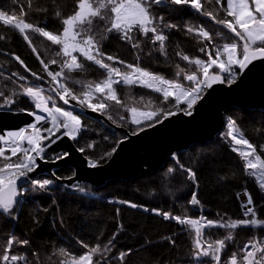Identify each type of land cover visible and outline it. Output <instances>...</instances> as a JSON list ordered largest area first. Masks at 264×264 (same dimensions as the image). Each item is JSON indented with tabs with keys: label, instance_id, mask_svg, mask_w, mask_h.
I'll return each mask as SVG.
<instances>
[{
	"label": "trees",
	"instance_id": "16d2710c",
	"mask_svg": "<svg viewBox=\"0 0 264 264\" xmlns=\"http://www.w3.org/2000/svg\"><path fill=\"white\" fill-rule=\"evenodd\" d=\"M204 2L205 0H201V3ZM29 3L31 8L28 6ZM223 3L226 5V0H223ZM76 4L77 0H0V10H6L9 14L15 13L17 19H20V8L23 6L27 15L22 18L26 22L55 33L62 29V19L74 13ZM205 8L212 11L218 19L225 18L224 9L217 5L215 0H212L210 4H205ZM56 11L61 12V17L55 16ZM153 12L157 16H162L165 22L179 26V30L164 28L165 34L169 36L168 41L165 42L166 56L157 50L158 44H151L143 36H138L135 30L132 35L138 39L140 47L133 48L130 42L119 39L116 32L106 33L105 26L108 22L95 18L92 33L97 39L105 34L108 36L107 40L102 41L101 51L126 63L139 64L149 72L163 75L165 79H178L187 86L190 82L184 80L183 73L176 77L177 65L188 73L198 72V69L195 65L182 60L176 53L181 52L191 59H207L205 54L199 50L201 46L207 45L212 48L214 44L222 48L223 44L234 38L229 31L219 27L211 19L202 17L190 7L177 10L176 6L160 5L154 6ZM227 18L231 19V17ZM189 25H203L218 35H214L212 43L208 41L201 43L195 33L186 31ZM26 32L45 63L51 59L58 61L61 59L55 55L60 48L59 45L52 44L36 32L30 30ZM0 34L4 36V39H0V91H3L5 95L13 91L20 93V85L44 89V80H47L46 73L24 36L18 30L3 25L2 22H0ZM133 42H136V39ZM149 52L151 55L148 54ZM76 55L79 56L78 53ZM14 56H19L31 72L37 73L43 79L37 80L30 72L25 71L24 67L13 58ZM80 61L84 64L82 71L66 72V75L70 77L68 86L77 95L86 90L87 83H97L106 78L105 69L83 57H80ZM105 63L120 67L121 71H129L124 65L113 64L108 60H105ZM49 70L58 71L59 67L50 65ZM212 71L216 69L213 68ZM13 73H19L27 79L21 81L12 76ZM237 74L236 79L239 77V70ZM114 87L127 107L134 106L141 111L160 107L176 111L172 106V98L165 103L160 93L146 87L123 84L114 85ZM205 92L206 89L203 95ZM44 95L52 96L57 107L66 109L55 93L48 92ZM96 95L99 96V94ZM149 101L152 103L149 104ZM109 103L111 107L103 116L109 120L107 116L111 115L116 121L114 123L113 120H109L111 124L125 128L131 133L136 125L130 123V114L125 111L124 107L115 105L114 102ZM50 104L52 105L51 102ZM74 104L81 108L76 101ZM180 107L183 108L184 105ZM21 108L25 109L23 111L25 113L34 110L29 97L18 95L15 104H12L10 108L4 107L0 110L21 112ZM83 110L88 111L89 109L84 108ZM74 114L82 118V130L78 140L74 142L78 149L81 147L86 149L85 156L98 159L105 152L110 151L117 141L126 136L114 131L102 121L79 112H74ZM226 115L225 131L214 143L194 146L190 151L176 155L180 164L191 168L196 173L195 183L188 179V174L179 168L176 160L169 161L160 171L133 180H113L102 188L79 186L85 188L86 193L79 192L75 187L68 189L60 186L55 181L45 189H39L28 183L22 190L23 195L19 197V204L16 205L15 218L0 213V244L11 236H15L18 240L27 239L30 241L28 246L23 248L14 246V250L28 253L30 259H34L31 257V252H37L40 264H59V257L48 259L53 251L64 248L79 253L85 251L81 247V242L90 246L98 242L104 244L115 234L114 247L107 254L110 264H196L192 257L194 233L189 231L187 225L178 224L171 219L165 220L163 215L155 214L152 209L158 208L162 212L186 215L193 219L199 216H207L209 219L218 221L221 218L224 221L242 219L241 200L237 199V194L239 193L242 197L244 190L247 189L253 197L258 218H264V191H261L254 180L245 174L243 161L231 151L233 142L227 134L230 122L235 121L239 131L250 142L257 145L259 152V146L264 144V114L250 110L231 109ZM120 116H124L125 120H120ZM89 144H93L94 149H88ZM109 160H101V166ZM168 168L177 170L166 175ZM71 174L72 169L70 168H62L56 172L57 177H63L60 180H67ZM45 179L51 178L41 177L38 180L43 182ZM193 192L197 193V198L201 201L200 207L187 203ZM130 204L142 207L133 208ZM145 209L148 210L145 211ZM204 231L206 234L212 233L210 239L223 238L228 231H232L233 240L227 242L226 252L228 254L238 251L253 236L259 238L264 234L263 228L255 226L238 227L234 230L207 228ZM166 237L171 238L175 243H171ZM121 252H130L123 262L118 259Z\"/></svg>",
	"mask_w": 264,
	"mask_h": 264
},
{
	"label": "snow or ice",
	"instance_id": "6c2138e0",
	"mask_svg": "<svg viewBox=\"0 0 264 264\" xmlns=\"http://www.w3.org/2000/svg\"><path fill=\"white\" fill-rule=\"evenodd\" d=\"M211 2L212 0H205L204 3H201V0H77L76 10L70 16L62 19L63 27L55 33L46 30L44 27L26 22L22 18L27 15L23 6L20 8V19H17L15 13L9 14L6 10H0V22L18 30L24 36L32 52L36 53L37 59L43 66V71L51 78L49 81L51 84L50 91L54 92L65 105H68L70 100L76 101L81 109L87 108L103 115L111 107L109 102H114L115 105L124 107L125 111L130 114V123L136 125L130 135L137 136L148 128H155L158 124H163L164 120L176 115L177 112L191 116L194 106L203 99V92L206 88L212 87L214 83L223 84L227 82L231 85L236 81L238 70L242 71L253 61L264 60V0H226V5L223 0H215V3L225 11V18L223 19H218L212 11L205 8V4ZM160 5L176 6L177 10L190 7L214 23L222 25L233 34L234 38L223 44L222 48H218L214 44L212 48L207 45L201 46L199 50L205 54L207 59H191L181 52L176 53L182 60L195 65L198 69V72L188 73L177 65L176 77L183 73L184 80L190 82L187 86L178 79H165L163 75L149 72L140 67L139 64L126 63L112 55H107L101 49L103 47L102 41L107 40L108 36L105 34L97 39L96 35L92 33L93 20L99 18L108 22L105 26L106 33L116 32L119 39L130 42L133 48H139L138 39L132 35L135 30L138 36H143L151 44H158L157 50L166 56L165 42L168 41L169 36L165 34L164 28L179 30V26L167 23L162 16L154 14L153 7ZM28 6L31 8L30 3ZM55 16L61 17V12L56 11ZM227 17H231V19ZM26 30L36 32L51 41L52 44L59 45L60 48L55 55L61 59L59 61L51 59L45 63L40 58V54L32 44ZM186 31L195 33L200 38L201 43L203 41L212 43L214 35H218L203 25H189ZM0 39H4L2 34H0ZM134 39L136 42H133ZM77 53L79 56L76 55ZM148 54L151 55V52ZM80 57L105 69L106 78L97 83H87L86 90L77 95L68 86L70 77L66 75V72L71 73L84 69ZM13 58L37 80L43 79L37 73L31 72L19 56ZM105 60L112 61L113 64L124 65L129 71H121L120 67L105 63ZM137 60H139V56H137ZM50 65H58L59 70L49 71ZM213 68L216 71H212ZM12 76L21 81L27 79L19 73H13ZM121 84L151 89L160 93L165 103L168 102L169 98H172V106L176 111L166 110L162 107L143 111L134 106L127 107L123 104L117 89L114 87V85ZM20 88V93L13 91L9 95L0 91V109L10 108L12 104L16 103L18 95L29 97L34 105V110L28 112L34 117V122L17 130L0 133V213L11 218H15L16 205L19 204V197L23 195L22 189L25 182H30L39 189H45L53 184L51 179L40 182L30 176L40 168L41 165L38 161L53 164L61 160L66 161L70 153L57 151L53 145L58 144L65 137L77 141L82 130V118L80 115L74 114V108L67 110L57 107L53 97L45 96L42 88L25 85H20ZM50 102L52 107H49ZM151 103L149 101V104ZM180 105H184V107L181 108ZM145 108L147 109V105ZM20 111L23 112L25 109L21 108ZM37 112L43 114H37ZM107 118L113 120L111 115H108ZM120 120H125V117L120 116ZM113 122L116 123L115 120ZM227 134L233 142L231 151L243 161L245 174L254 180L261 191H264V144L259 146L258 152L257 145L245 138L235 121L230 122ZM127 139L128 137L125 136L122 140L117 141L110 151L105 152L98 159L85 156L88 166L90 168L101 166L100 161L110 159L115 155L120 145L125 143ZM87 148L94 149V145L89 144ZM48 149L53 150L49 152ZM77 151L83 154L86 149L81 147ZM173 159L176 160L179 168L188 174V179L195 183L196 173L191 168H186L180 164L177 157L174 156ZM176 170V168H168L166 175L172 174ZM74 175L75 171L72 170V174L67 179H72ZM57 179H63V177H57ZM74 187L79 192L86 193L85 188L78 185ZM243 196L246 199L242 200L240 204L243 212L242 219L224 221L221 218L218 221L209 219L207 216H199L193 219L186 215H174L168 211L162 212L158 208H154L152 211L157 215H163L165 220L171 219L178 224L187 225L189 231L194 233L192 257L196 264H264V234L259 238L253 236L238 251H232L228 254L226 252L227 242L233 240L232 231H228L220 239H210L212 233L206 234L204 231L207 228L228 230L249 226L264 228V218H257L258 213L251 193L245 189ZM237 199H240L239 193ZM187 203L192 206H201V201L195 192L191 194ZM130 206L133 208L142 207L136 204H130ZM147 210L145 209V211ZM249 216L252 218L249 219ZM115 239L116 235L114 234L104 244L98 242L90 246L81 242V247L85 251L79 253L60 248L58 251H53L48 259L52 260L53 257H59V264H110L107 254L112 251ZM166 239H169L173 244L175 243L171 238L166 237ZM29 244L30 241L27 239L18 240L15 236L7 237L5 242L0 244V264H40V257L37 252H31V257L34 259H30L28 253L14 250V246L23 248ZM127 255H130V252H121L118 259L123 262Z\"/></svg>",
	"mask_w": 264,
	"mask_h": 264
},
{
	"label": "water",
	"instance_id": "95a60500",
	"mask_svg": "<svg viewBox=\"0 0 264 264\" xmlns=\"http://www.w3.org/2000/svg\"><path fill=\"white\" fill-rule=\"evenodd\" d=\"M218 26L227 30L222 25ZM44 83L46 85L47 81L44 80ZM64 106L104 122L114 131L125 134L128 139L105 165L90 168L84 153L77 151L75 142L65 137L53 145V148L69 152L67 160L55 164L38 161L40 168L30 176L34 179L50 177L58 185L68 189L76 185L102 188L113 180H133L160 171L169 161L174 160V156L188 152L194 146L214 143L225 131L226 113L231 109L264 114V60L253 61L247 68L239 71L238 79L231 85L227 82L214 83L212 87L206 88L203 99L194 106L191 116L184 115L183 112L177 113L164 120L163 124L148 128L137 136H131L127 129L111 124L98 112L85 111L75 104ZM32 122L34 117L28 113L0 110V133L23 128ZM62 168L74 170L73 178L57 179L56 172ZM28 183L25 182L23 188Z\"/></svg>",
	"mask_w": 264,
	"mask_h": 264
},
{
	"label": "built area",
	"instance_id": "2783aa9c",
	"mask_svg": "<svg viewBox=\"0 0 264 264\" xmlns=\"http://www.w3.org/2000/svg\"><path fill=\"white\" fill-rule=\"evenodd\" d=\"M49 71H51V70H49ZM46 76H47V74H46ZM50 79H51V78L47 76V89H46L47 92H51V91H50L51 84L49 83ZM53 93H54V92H53ZM58 98H59V97H58ZM74 102H75V101L70 100V101H69V104H73ZM49 107H50V105H49ZM244 199H246V197H244V196L242 195V197H240V200L242 201V200H244ZM248 218L251 219L252 217L249 216ZM257 218H258V216H257ZM261 228H262V227H261Z\"/></svg>",
	"mask_w": 264,
	"mask_h": 264
},
{
	"label": "rangeland",
	"instance_id": "374dc122",
	"mask_svg": "<svg viewBox=\"0 0 264 264\" xmlns=\"http://www.w3.org/2000/svg\"><path fill=\"white\" fill-rule=\"evenodd\" d=\"M224 75V74H223ZM227 75V74H226ZM225 75V76H226ZM237 76H238V74L236 75V78H237ZM237 80V79H236ZM44 89H46V88H44ZM44 93H48V92H44ZM56 105V104H55ZM69 109V108H68ZM70 110V109H69ZM37 113H39V112H37ZM177 113H181V112H177ZM39 114H43V113H39ZM237 147H241V146H237Z\"/></svg>",
	"mask_w": 264,
	"mask_h": 264
},
{
	"label": "bare ground",
	"instance_id": "6f19581e",
	"mask_svg": "<svg viewBox=\"0 0 264 264\" xmlns=\"http://www.w3.org/2000/svg\"><path fill=\"white\" fill-rule=\"evenodd\" d=\"M204 96V95H203ZM226 122H227V115H226ZM50 152V151H49ZM30 183V182H29ZM24 189V188H23ZM243 195V194H242ZM258 228H261V227H258ZM264 229V228H263Z\"/></svg>",
	"mask_w": 264,
	"mask_h": 264
}]
</instances>
